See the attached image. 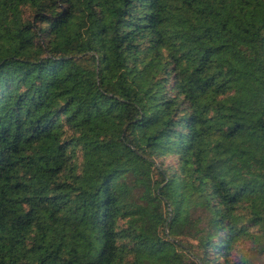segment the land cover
Returning <instances> with one entry per match:
<instances>
[{"label":"trees","instance_id":"obj_1","mask_svg":"<svg viewBox=\"0 0 264 264\" xmlns=\"http://www.w3.org/2000/svg\"><path fill=\"white\" fill-rule=\"evenodd\" d=\"M253 251L264 0H0V264Z\"/></svg>","mask_w":264,"mask_h":264},{"label":"rangeland","instance_id":"obj_2","mask_svg":"<svg viewBox=\"0 0 264 264\" xmlns=\"http://www.w3.org/2000/svg\"><path fill=\"white\" fill-rule=\"evenodd\" d=\"M249 264H264V251L250 253Z\"/></svg>","mask_w":264,"mask_h":264},{"label":"clouds","instance_id":"obj_3","mask_svg":"<svg viewBox=\"0 0 264 264\" xmlns=\"http://www.w3.org/2000/svg\"><path fill=\"white\" fill-rule=\"evenodd\" d=\"M240 264H247V258L244 257V256H242V257H241Z\"/></svg>","mask_w":264,"mask_h":264}]
</instances>
